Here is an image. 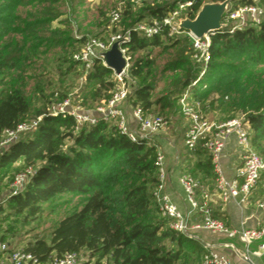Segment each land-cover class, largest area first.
I'll list each match as a JSON object with an SVG mask.
<instances>
[{
	"label": "trees",
	"instance_id": "trees-1",
	"mask_svg": "<svg viewBox=\"0 0 264 264\" xmlns=\"http://www.w3.org/2000/svg\"><path fill=\"white\" fill-rule=\"evenodd\" d=\"M202 2L196 0L195 10ZM229 2L228 9L251 3L264 8V0ZM60 3L67 7L64 26L51 28L52 20L61 14L57 11ZM125 3L115 24L121 26L120 31L143 20L160 19L176 0L152 4L144 0L138 8L129 0ZM82 5V0H0V138L5 129L39 117L33 130L0 152V170L16 163L20 169L15 173L28 166L34 170L20 192L0 202V239L13 238L16 225L40 223L67 197L78 198L77 206L47 234H35L14 245L43 261L65 252H82L85 256L78 264H201L200 258L192 257L195 248L201 256L200 243L170 230L155 204L154 143L133 142L111 122L76 126L70 115L49 114L47 107L65 94L48 105L40 94L32 103L28 85L33 80V90L38 87L40 75L36 77L34 69L47 53L52 51L62 60L61 75L80 78L83 69L72 54L87 35L81 32L85 17L78 19ZM102 32L94 36L104 39ZM124 46L129 56L124 80L131 84L125 103L143 115L179 108L178 98L199 70L189 38L183 33L170 36L164 29L150 37L131 30ZM115 84L113 71L97 59L78 87L81 100L77 103L106 100ZM187 100L206 101V106L219 102L222 112L241 111L251 147L264 153V20L233 33L214 32L208 69L188 88ZM187 151L198 156L188 162L193 168L190 174L195 177L194 169H201L213 178L208 152L200 146Z\"/></svg>",
	"mask_w": 264,
	"mask_h": 264
},
{
	"label": "built area",
	"instance_id": "built-area-1",
	"mask_svg": "<svg viewBox=\"0 0 264 264\" xmlns=\"http://www.w3.org/2000/svg\"><path fill=\"white\" fill-rule=\"evenodd\" d=\"M124 1L126 0H121L117 6L109 11V25L114 26L120 20L122 15L120 5ZM130 1L141 3L144 0ZM147 1L152 4L154 0ZM195 2L196 0H176L175 6L160 19L153 18L151 21H140L132 28L110 33L104 39L94 35H86L80 49L72 54V58L82 66L83 72L80 79L83 80L97 59L103 63L102 53L108 50L115 41L126 42L131 30H135L145 37H150L164 29L170 36L183 33L189 38L192 57L199 64V70L177 101L179 110L186 120L183 145L186 150H194L200 146L210 155L213 173L212 192L205 183L190 173H181L178 182L182 188L187 208L185 210L179 209L169 194L165 192L168 174L164 155L157 148L154 164L158 172V182L152 195L160 215L166 219V226L170 230L185 238L199 241L202 247L201 264H236L228 256L217 251L212 244L195 235L193 230H206L212 234H220L229 240L238 238L243 243L246 253L250 252V246L255 243L257 254L264 258V220L253 227H246L241 223L238 227L232 228L214 217L210 205L213 192L218 194L223 201L232 199L240 204L248 201L254 189L259 187L264 190V153L260 154L251 147L248 136L249 130L244 124L242 116H235L222 121L210 120L204 115L198 102L187 100L188 88L194 85L208 69L210 38L217 31L212 30L204 33L201 37H196L190 31L182 30L179 27L182 19H192L196 15L201 5L195 10ZM263 20L264 8L261 5L256 3L239 5L235 8H227L222 15L220 22L223 27L220 29L233 33L247 26L258 25ZM119 50L125 59V67L121 73H113L116 84L106 100H101V103L92 112H86L79 105H73L71 98L66 97L62 100L53 101L47 107V112L52 115H70L76 126L95 124L99 121L111 122L115 125L118 133L126 136L129 140L133 142L147 140L149 143H153L149 140V136L162 129L166 120L156 113L143 115L140 109L135 107L130 109V115L136 125L135 127L130 126L128 115L122 105L128 93L124 77H126V70L129 65V56L124 44L119 46ZM38 120L39 117L18 123L15 128L5 129L0 138V152L22 133L33 130ZM231 136L234 137L235 145L240 150L241 163L234 169L233 176L227 177L224 174L221 159L225 144ZM33 172V168L28 166L15 173L6 196L1 197L0 202L7 196L20 192ZM256 207L264 210V201L259 200ZM195 215L198 220L193 221L192 218ZM225 246L239 254L231 243H226ZM246 253L243 254V257L248 258ZM3 256L4 258L0 259V264H78L81 260L79 254L75 252H65L59 257L46 261L39 260L37 256L24 250L21 246L11 245L9 242L0 239V257Z\"/></svg>",
	"mask_w": 264,
	"mask_h": 264
},
{
	"label": "rangeland",
	"instance_id": "rangeland-1",
	"mask_svg": "<svg viewBox=\"0 0 264 264\" xmlns=\"http://www.w3.org/2000/svg\"><path fill=\"white\" fill-rule=\"evenodd\" d=\"M121 0H82V10L80 11L81 15H79L78 19L85 17V20L83 22V30L81 32L86 33L87 35H97V32L103 30L102 34L103 36H107L110 33H114L121 29V26L119 24L115 25V30L110 31V29L113 27L109 25L108 21V13L109 11L119 4ZM130 1V0H129ZM159 2L162 0H158ZM257 2V0H254ZM126 1H124L123 4L120 5V7L124 8ZM133 3L136 7L139 3H135L134 1H130ZM205 2H216V1H210V0H204ZM219 2V0L217 1ZM203 3V2H202ZM202 5V4H201ZM230 5V2L228 1L227 7ZM81 7V6H79ZM138 8V7H137ZM67 9L66 5L63 3L58 4L57 11H60L61 14L52 20L51 22V28L58 27L62 28L64 26V22L62 21L64 19V10ZM20 8L17 7L16 11L19 12ZM14 24H18V22H14ZM62 60L56 59V55L54 52L47 53L41 60H38L36 63V68L34 69V72L37 75H40L39 79V85L36 88V90H33V84L34 81L31 80L28 85V90L32 94L33 101L32 103L36 102L37 97H41L40 94H43L45 96V99H47V105L49 102L60 98V95H64L66 97L71 98V102L73 105H79L77 102L81 100L78 94V87L80 86L82 80L80 78L74 77L72 74H64L61 75L59 72L58 67L60 66V62ZM162 64L161 60H158V66ZM62 65V64H61ZM128 80L125 79V84L131 86V84H128ZM32 92L36 93L33 94ZM78 94V95H77ZM77 96L79 99H75ZM65 97V98H66ZM74 97V98H73ZM191 102H197L195 100ZM101 103V100L98 101L96 104L94 103H85L84 105H79V107L86 112H92L94 108H96L97 105ZM200 107H203L202 111L205 112V115L208 119L214 120V121H222L226 120L231 117L235 116H241V111L236 112H229V110L222 112L223 107L219 106L217 102L210 103L208 106H206L207 102L204 101H198ZM176 103H174V106ZM160 115V114H159ZM161 116L165 118L166 124L163 126L162 129H160L156 134H153L149 136L150 141H155L157 138H161L162 136L166 139L165 141L167 143H172L174 139L180 140V146H178V150L182 156V160H186L189 158L188 156H193L195 159L198 157L197 155H194L187 151L184 148L183 145V132L186 128V120L183 117V115L180 113L179 108L176 106L174 111H166L165 113H161ZM24 135V134H23ZM22 135V136H23ZM168 138V140H167ZM237 147V146H236ZM172 151V150H171ZM168 154V157L166 158L167 165L173 166V168H176V173L183 171L182 169L187 168V170H184L186 172H189L192 174L193 168L190 166V164H185L184 168L180 167V163L175 158L176 153L175 151H172ZM239 152V151H238ZM186 158V159H185ZM189 162L191 159H188ZM183 164V165H184ZM181 168V169H180ZM20 169V164L16 163L10 167H7L5 169L0 170V198L6 196L9 185L12 181L14 173ZM200 173H203V170L198 169ZM198 174V172L193 171V174L196 176H202V174ZM5 174V175H4ZM210 176V175H209ZM176 175L174 176L173 180L175 181ZM67 202L62 203L59 208H57L53 213L48 214L44 217V220L40 223L31 222L29 225L24 226L23 228L20 227V225H16V227H13L14 232H16V235L13 238H6L5 241L9 242L11 245H14L15 243L21 242V240H25L29 236L37 234L38 236H43L47 234L50 229L54 226V224L67 212H70L72 209H74L77 206L78 198L71 199L67 197ZM15 228V229H14ZM251 249L256 248V244L253 243L250 246ZM196 251H192V257L193 259L199 260L200 251L199 249H196ZM198 250V251H197ZM85 255L81 252L79 253V257L83 259Z\"/></svg>",
	"mask_w": 264,
	"mask_h": 264
},
{
	"label": "crops",
	"instance_id": "crops-1",
	"mask_svg": "<svg viewBox=\"0 0 264 264\" xmlns=\"http://www.w3.org/2000/svg\"><path fill=\"white\" fill-rule=\"evenodd\" d=\"M122 105L124 106V109L126 110V113L128 115L130 126L135 127L136 123L130 115L131 107L125 102H123ZM165 139L166 137L164 138L162 136L161 138H157L156 142L152 141L164 155V163L168 174L165 182V192L169 194L172 201L177 204L179 209L185 210L187 208V205L184 199L182 188L180 187L178 182V177L181 173L186 172L184 170H187V168L184 167L187 166H185L184 163L187 164L189 160H182V156L178 150L179 148L178 146H180V140L174 139V141L169 144L165 141ZM171 150L175 151L176 153L175 158L180 163V167L184 168L182 169L183 171L178 172L177 174H175L176 173L175 170L177 167L173 168V166L167 165L166 158L168 157V154L170 153ZM193 161H195V158H193V160L190 162ZM221 162H222L224 174L227 177L233 176L234 169L237 166H239V164L241 163L240 150L238 149V147H236L233 136L229 137L225 144ZM194 171L198 172V174L200 173L198 169H194ZM200 174H202L204 178L200 177L201 175L200 176L194 175V176L203 183H205L212 192V178L204 173H200ZM175 175L176 178L174 181L173 178ZM259 200L264 201V190L258 187L252 191L248 201L240 204H237V202L232 199L223 201L222 199H220L218 194L213 192L211 195L210 205L214 217L222 221L227 226L236 228L242 223L246 227H253L264 220V210H261L256 207V203ZM192 220L193 221L198 220L197 216L196 215L193 216ZM193 233L198 237H200L201 239H203L204 241L212 244L217 251L228 256L231 259V261H233L234 263L249 264L246 260L242 258L243 254H245L246 252L243 243L238 238L229 240L228 238L220 234H212L206 230H193ZM192 240H196V239H192ZM226 243H231L238 250L239 254H236V252H234V250H232L231 248L226 247L225 246ZM246 255L248 256V259L252 262V264H264V258L258 255L255 249H251L249 253H246ZM2 258H4V256L0 257V259Z\"/></svg>",
	"mask_w": 264,
	"mask_h": 264
},
{
	"label": "water",
	"instance_id": "water-1",
	"mask_svg": "<svg viewBox=\"0 0 264 264\" xmlns=\"http://www.w3.org/2000/svg\"><path fill=\"white\" fill-rule=\"evenodd\" d=\"M229 0H221L219 2H205L198 9L194 18H184L180 21L179 27L182 30L190 31L196 37H201L204 33L212 30H219L223 27L221 24L222 15L227 10ZM125 41H115L108 50L102 53L103 64L109 67L114 74H119L125 67V59L119 50V46ZM249 264L252 262L242 256Z\"/></svg>",
	"mask_w": 264,
	"mask_h": 264
}]
</instances>
